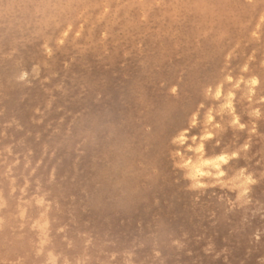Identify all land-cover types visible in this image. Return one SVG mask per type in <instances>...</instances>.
Returning <instances> with one entry per match:
<instances>
[{
    "label": "rangeland",
    "instance_id": "374dc122",
    "mask_svg": "<svg viewBox=\"0 0 264 264\" xmlns=\"http://www.w3.org/2000/svg\"><path fill=\"white\" fill-rule=\"evenodd\" d=\"M48 11L0 0V264H264V0Z\"/></svg>",
    "mask_w": 264,
    "mask_h": 264
},
{
    "label": "bare ground",
    "instance_id": "6f19581e",
    "mask_svg": "<svg viewBox=\"0 0 264 264\" xmlns=\"http://www.w3.org/2000/svg\"><path fill=\"white\" fill-rule=\"evenodd\" d=\"M26 1V0H25ZM50 1L51 0H39V5H40V9L41 10H45L48 12L49 14V5H50ZM189 10V9H188ZM201 14V12H200ZM212 15V21H213V24L215 25H219L217 27L222 28L223 25H225L226 23H229V22H232V20H234L235 18H233V16H230L229 13L223 11V10H219V11H214L213 13H211ZM46 15L44 16H40L39 20L37 21L38 24H40L41 20H43L42 17H45ZM222 16V17H221ZM49 18V17H48ZM47 18V19H48ZM233 18V19H231ZM235 21V20H234ZM238 21H235L233 23H237ZM222 25V26H220ZM201 27V23H198L197 25V30L196 32L200 29ZM194 30V29H193ZM1 41V39H0ZM14 48L16 49V52H17V55H18V52H19V48L17 47V44H14ZM17 59V58H16ZM2 66H5L4 64H0ZM134 75V78L136 80H139L140 79V75L138 73L136 74H133ZM91 89H92V92L94 91V85L92 84L91 85ZM35 99L36 96L34 97ZM118 107H122V105H115L113 107L110 106V108H106L105 110V114L104 116H106V120L107 122H110L111 124H115V126L117 127L118 130L116 131H123V127L126 126V124H123L122 122L124 121V119L126 118V112L124 111V107H122V110H120ZM19 107L16 105H14L13 107H11V109H14L12 110L10 113H11V116L9 118V124H10V127H11V130L12 132L18 134V133H22L23 130H26V126L25 124H22L20 122H17L14 118H15V111L18 109ZM100 114L98 112H95V114H89L88 116H86V120L89 121L90 124L94 125L95 126V123H98L99 119H100ZM122 123V125H121ZM120 126V128H118ZM126 128V127H125ZM123 129V130H122ZM117 134V133H116ZM99 137L100 139L99 140H104V135L103 134H99ZM106 139V138H105ZM121 143H125V144H129L130 141L128 138H126L125 136H121L120 133L117 134L115 136V139H114V145H113V148L112 150L107 154L108 156L106 157V162H101L99 164H97L94 169H92L89 174L87 175V179L94 181V178L95 176H97V173H99L101 170H103L106 165V168H110L111 166H114L115 164L118 163L119 161V156H118V144H121ZM110 156V157H109ZM97 179V178H95ZM123 198V197H122ZM125 199V198H124ZM125 203H127V201L125 200ZM126 208L128 210L131 209V207H129L128 204H126ZM132 210V209H131ZM6 213V210L5 211H2L0 214L1 215H5ZM111 223H115L114 221H112ZM253 224H251L250 226H252ZM108 229H111V224L110 223H107L105 225ZM193 231V230H192ZM61 233V232H60ZM59 235V232H57V235H54L52 238L53 239H57ZM66 235V234H65ZM136 239V238H135ZM178 240V239H177ZM174 243V242H173ZM73 244V243H72ZM75 244V243H74ZM179 249V248H178Z\"/></svg>",
    "mask_w": 264,
    "mask_h": 264
},
{
    "label": "clouds",
    "instance_id": "9594fccd",
    "mask_svg": "<svg viewBox=\"0 0 264 264\" xmlns=\"http://www.w3.org/2000/svg\"><path fill=\"white\" fill-rule=\"evenodd\" d=\"M221 160H224L226 162V159L224 157H221Z\"/></svg>",
    "mask_w": 264,
    "mask_h": 264
}]
</instances>
